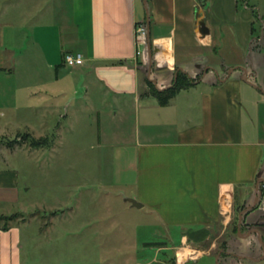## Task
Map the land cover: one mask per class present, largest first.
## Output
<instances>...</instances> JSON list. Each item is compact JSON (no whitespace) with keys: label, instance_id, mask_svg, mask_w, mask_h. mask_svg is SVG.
<instances>
[{"label":"crops","instance_id":"0c3cea01","mask_svg":"<svg viewBox=\"0 0 264 264\" xmlns=\"http://www.w3.org/2000/svg\"><path fill=\"white\" fill-rule=\"evenodd\" d=\"M68 53L84 64L66 67ZM179 71L200 79L168 106L143 95L147 78L166 89ZM69 78L90 100L112 97L118 113L133 102L136 130L114 134L115 160H129L114 186L134 188L124 190L126 213L164 229L159 254L173 251L171 264H264V0H0L1 140L31 112L49 138ZM11 155L0 159L1 211L25 196ZM4 226L0 264H24L20 225Z\"/></svg>","mask_w":264,"mask_h":264},{"label":"rangeland","instance_id":"374dc122","mask_svg":"<svg viewBox=\"0 0 264 264\" xmlns=\"http://www.w3.org/2000/svg\"><path fill=\"white\" fill-rule=\"evenodd\" d=\"M77 84L75 79L63 81L68 89L56 95L58 109L47 121L49 138L38 137L40 119L35 112H20L12 134L0 137V159L10 160L14 153L11 165L25 194L21 204L0 210L19 215L0 220V225H20L24 264H171L173 251L159 254V247L167 244L164 229L151 226L153 220L139 213H126L129 205L123 194L134 188L114 186V170L118 176L122 165L129 166V160L124 164L115 160L123 148L114 134L118 127L128 137L136 130L133 102L129 101L125 114L118 113L112 97L90 100ZM41 97L37 94L34 103L40 104ZM172 238L174 245L182 244L178 234ZM231 261L205 257L188 264Z\"/></svg>","mask_w":264,"mask_h":264},{"label":"trees","instance_id":"16d2710c","mask_svg":"<svg viewBox=\"0 0 264 264\" xmlns=\"http://www.w3.org/2000/svg\"><path fill=\"white\" fill-rule=\"evenodd\" d=\"M202 1L203 4L206 3V0H202ZM121 63L122 62H119V64ZM197 81H199V78H192L189 76V74L179 71L177 79L175 80L172 86L166 89H160L157 87V85L154 82H152L151 79L147 78L148 89L147 92L143 95L156 98L160 106L166 107L172 102L173 99H175L179 95L181 91L193 87ZM18 216L19 215H12L10 217H0V220L10 221L16 219ZM9 227L10 225L6 224L3 227V229L8 230Z\"/></svg>","mask_w":264,"mask_h":264},{"label":"built area","instance_id":"2783aa9c","mask_svg":"<svg viewBox=\"0 0 264 264\" xmlns=\"http://www.w3.org/2000/svg\"><path fill=\"white\" fill-rule=\"evenodd\" d=\"M147 33H148V30H147L146 26L140 25L137 28V35L139 37H141V38L146 37ZM83 64H84V58L81 54L68 53L65 55V66L66 67L76 68V67H79ZM260 192H261L260 200H262V202L264 203V184H263V188Z\"/></svg>","mask_w":264,"mask_h":264},{"label":"water","instance_id":"95a60500","mask_svg":"<svg viewBox=\"0 0 264 264\" xmlns=\"http://www.w3.org/2000/svg\"><path fill=\"white\" fill-rule=\"evenodd\" d=\"M263 181V180H262ZM261 183V182H260ZM259 183V184H260ZM258 192L261 194V192H260V189H259V185H258ZM259 194V195H260ZM261 196V195H260ZM132 204L135 206V207H137V208H142L143 207V205L142 204H140V203H138L136 200H132Z\"/></svg>","mask_w":264,"mask_h":264}]
</instances>
